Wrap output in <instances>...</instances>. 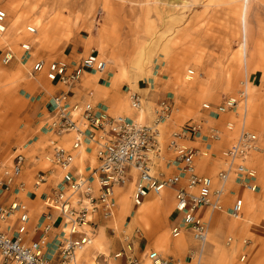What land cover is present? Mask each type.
Listing matches in <instances>:
<instances>
[{
    "label": "rangeland",
    "instance_id": "1",
    "mask_svg": "<svg viewBox=\"0 0 264 264\" xmlns=\"http://www.w3.org/2000/svg\"><path fill=\"white\" fill-rule=\"evenodd\" d=\"M127 1V6L121 8L115 7L120 0H0V9L8 13L5 25L11 29L5 39L0 38V54L3 53L4 57L10 50L14 58L17 61L21 60L20 64L23 65L26 64V61L24 62L26 58L31 59L32 63L38 60L51 64L56 61H68L70 58L67 57L77 50L76 48L73 51V46L79 43L85 44L87 53H95L106 62L117 55L119 64L126 69L130 80H134L135 75L139 73L143 75L139 81L157 77L162 81L165 89L163 97L168 96L167 100L172 101L174 107L172 119L165 125L172 122L171 124L179 127L189 120L207 121L208 126L225 131L222 144L225 143L226 149L237 139L243 128L256 135L260 150L250 156L248 165L256 170L259 191L251 193L239 186L238 193L246 195L241 220L214 212L219 214L220 218L218 217L213 225L210 221L214 213H207L205 220L209 223V236L205 244L207 255L204 256L206 258L203 259L205 262L202 264L206 262L207 264H264V0H249L247 4V36L245 28L242 29L239 21L244 0H179L180 5L187 3L186 9H180V16L183 19L181 18L180 24L172 26L173 30L166 34L167 38L161 36L166 31L165 28H161L160 25L151 28L152 26H148L145 17L140 13L134 17L130 14L132 11L130 7L135 6L143 10L153 6L151 4L157 3L158 0ZM163 1L168 2V0ZM159 5L161 3L156 6ZM106 7L114 8L117 12L110 16V12L104 11ZM151 20H155L153 14L150 23ZM13 26L15 27L12 28ZM28 26L37 29L34 38L28 33ZM37 37L43 39L42 44L34 41ZM165 39L170 40L172 44L167 55L162 56L157 50L160 43L166 42ZM144 43H147L144 47L151 46L148 51L155 59L154 65L148 64L146 60L139 61ZM243 44L246 45L245 51L242 48ZM24 45L31 46V49L25 50ZM100 47L103 48V53ZM32 63L25 69L29 71ZM105 74L109 77L115 74V69L110 63L107 64L106 72L98 75ZM40 75L49 81L47 72ZM188 75L192 80L185 82V77ZM9 84L6 83L5 86L9 87ZM121 86L120 99L125 103V112L117 115L130 117L126 114L134 110L130 105L128 93L130 91L138 94V90L127 80H123ZM6 88H0V94L5 93ZM241 91L247 92V98H240ZM21 98L22 95L17 90L14 103L17 110L16 129L13 130V138H10L16 143L13 144V148L8 147L0 152L2 158H7L15 149H24L23 146L27 143L20 140L21 126L24 124L22 123L24 107ZM230 98L238 100L239 107L235 110L219 112L218 108ZM156 104L157 102L146 105L143 101L142 109L145 114L141 122L150 124L154 121V112L159 105ZM2 105L3 100L0 97V112L3 111ZM204 105L211 106L219 116L215 120H209L205 117ZM244 107H247V112ZM175 119H178L179 124ZM230 123L234 125L232 131L226 128ZM5 130L3 131L7 133V128ZM2 133L0 130V141H2L0 149L7 143ZM8 144L10 146V141ZM70 146L68 144L66 147ZM202 160L212 162L210 157L200 159ZM220 161V165L214 167L208 175L216 177L224 170L222 159ZM205 166L206 163L202 164L203 169L206 168ZM30 175L32 179L33 174ZM234 180L233 177L228 189L232 183H235ZM228 199L227 197L225 201L226 206ZM120 214L119 211L117 220L110 224L116 230L115 242H110L112 245L123 243L122 249L128 250L131 244L133 249L135 247L137 255L143 257L138 253V244L134 245V240L136 242L143 235L151 243L147 253L155 250L164 257L186 260L188 264H200L199 254L202 245L194 240L190 231L182 233L188 239L187 246L178 241L177 250L178 252L184 250V256L179 257L172 250L176 238L172 237L171 227L167 225V209L153 211L152 217L147 222L136 224L131 229L127 226L134 214L127 221L128 215L121 217ZM149 223L153 225L158 223L160 231L149 234L146 231L149 229ZM134 232L140 236L136 238ZM230 238L233 242L228 246L227 242ZM96 240L100 242L99 245ZM219 246L222 251H224L222 248L228 250L230 260L221 258L222 252L217 248ZM91 249H95L97 253L89 255ZM99 254L110 260V264H115L110 254L104 250L99 237L95 238L89 249L79 253V260L81 263L88 261L91 264H98ZM244 254L247 258L242 262L241 257ZM191 258L192 262H190Z\"/></svg>",
    "mask_w": 264,
    "mask_h": 264
},
{
    "label": "built area",
    "instance_id": "2",
    "mask_svg": "<svg viewBox=\"0 0 264 264\" xmlns=\"http://www.w3.org/2000/svg\"><path fill=\"white\" fill-rule=\"evenodd\" d=\"M7 18V12L0 9V28L5 26ZM28 31L35 33L33 28ZM25 49L30 50L29 47ZM13 57L12 51L8 50L2 63L8 64ZM106 69L107 62L95 53L76 67L67 61L49 65L45 61L34 62L30 73L32 78L47 72L50 81L65 85L67 91L53 99L52 114L43 126V130L53 137L47 153L30 158L25 149H15L9 157L0 158V199H5L0 200V258L5 264H81L79 253L93 245L97 220L115 218L117 190L127 185L131 171L136 172L138 179L134 204L138 206L151 193L160 195L166 189L173 190L181 220L172 229V236L178 237L187 230L202 246L207 244L209 236V223L205 220L207 213L222 212L232 219L243 218L244 198L234 195L229 208L225 203L233 177L245 191H259L256 170L249 167L248 160L259 152L260 147L256 135L246 128L222 153L224 170L212 177L199 173L198 162L202 158H212L213 143L221 141L220 129L208 126L204 120H189L171 130L164 148V139L160 140L161 136L164 137L163 125L172 119L174 111L170 100L159 103L150 124L99 112L90 101H70L74 98L71 88L81 80L85 71L103 74ZM128 95L132 109L140 112L143 107L141 96L130 91ZM240 98H247V92L241 91ZM204 107L212 119L219 116L211 106ZM238 107V100L230 98L218 111ZM195 141L203 147L190 146ZM66 143L71 146L66 147ZM90 149L95 152L97 166L89 176L80 170L75 173L79 154ZM31 159L34 165L48 164L45 169L33 170L34 188L42 189L49 186L51 179L58 180L44 196L45 212L37 223H32L28 205L20 200L27 188L23 177ZM156 161L174 169L175 173L155 174ZM232 242L230 238L227 244ZM51 244L55 246L50 252ZM127 251L128 255L125 254ZM133 251L130 244L128 250L123 249L118 257L126 258V264H141ZM246 258L244 254L241 261ZM148 260L151 264H185L154 250L149 252Z\"/></svg>",
    "mask_w": 264,
    "mask_h": 264
},
{
    "label": "crops",
    "instance_id": "3",
    "mask_svg": "<svg viewBox=\"0 0 264 264\" xmlns=\"http://www.w3.org/2000/svg\"><path fill=\"white\" fill-rule=\"evenodd\" d=\"M76 48L77 50L75 52H72L71 56L67 57V59L70 58L67 62L73 67H76L77 65L81 64L84 61V59H86L88 56L92 54V52L87 53V46L85 44L83 45L81 43L75 44L73 46V51ZM2 57H3V53L0 54V88L1 89L6 88L7 87L5 86L6 83L8 84L10 83V84L9 87H7L8 90L6 88L5 93L0 94L1 100H3V105H2L3 111L0 112V130H2L3 138L5 137L4 140L5 142H7L5 146H3L0 149V152H2L3 149H6L8 147L9 149L13 148V144L16 143L14 140H11L10 138H13V130L16 129L17 110L14 103L17 96V90H19V93L22 95L21 102L24 107V114L22 119V123L24 124H22L21 126L22 139L20 140L27 141V143L23 147L25 149L27 156L29 155L28 157L33 158L37 155L42 156L43 154L47 153L46 149L49 145V142H51V140L53 139V137H51L49 134L46 133L45 130H43V126L47 122V119H49V117L52 114V104H54L53 99L65 93L67 91V87L58 82H53L50 80L48 81L40 74L37 77L32 78L30 73H31V68L35 61L32 63L31 59L28 60L27 58L24 59V62L26 61V64L23 65L20 64L21 60L17 61L13 57L12 60L5 65L4 63H2ZM31 63L32 65L30 70L29 71L26 70L25 67H28V65ZM98 74L99 73L85 71L81 76V80L76 85H74L73 88H71V92H73L74 98L70 99V101L72 103H74L75 101H80L81 103L86 101H91L99 112L103 111L112 116L117 114H122L125 111L122 108L120 109V105H122L123 103V101L120 99L121 98L120 95H122L120 92V90L122 89L121 84H119L117 88L111 89L112 86L110 82L112 77H109V75L107 74L105 75H98ZM162 84H163L162 81H160L158 77L156 79L155 78L150 80L148 79L146 81L144 80L137 81L138 94L141 96L145 104H149L148 102H150V104H155L156 102L157 104H159L160 102L165 101L169 98L168 96L163 97L165 89ZM129 116L132 119L135 120L138 119V113L135 111L131 112ZM209 116L210 115L208 114L209 120L210 119L215 120ZM175 120H176L175 122L178 123V119ZM171 123L172 122L166 124L164 127V142H165V144L163 145L164 148L166 147V143L168 142L169 133L171 132L170 130L177 127ZM5 128H7V133L4 132L6 131ZM9 141H10V146L8 144ZM1 142L2 141H0V144ZM62 142L65 143V141ZM222 143L223 140L213 143L212 148L210 150V152L213 153L211 160L212 162L204 161V160L198 162L199 172L201 174L208 175L213 171L214 167L220 165L219 162L221 163L220 160L222 159V153L226 150L225 143L224 144ZM67 145L68 143H66V146ZM190 146L193 147L195 146L199 148L203 147L197 141L190 143ZM10 155L11 154H9L8 157ZM0 158H2V156H0ZM204 163H206L205 166L206 168L203 169L202 164ZM96 166H97V158L95 156V152L93 149H90L87 150L86 152H82L79 154L78 162L74 168V172L77 173V171L80 170L81 172H84L86 176H89L92 170ZM47 167L48 164L45 162H42L39 165H34L33 159H31L29 169H27L24 172L23 179L26 181L27 188L25 194L21 195L20 200L28 205L30 209L32 223H37L41 218L43 212H45V208L43 205L44 196L49 192L50 186L56 185L58 180L56 178L51 179L49 186L43 187L42 189H36L33 186V177L31 179L30 174H33L32 172L35 168L45 169ZM159 172H164L165 175H170L175 173V170L172 168H166L161 161H156L154 167V173L157 174ZM137 180L138 179L136 172L131 171L127 185L122 189L117 190L118 210L115 218L113 220H103V219L97 220L98 227L95 238H98L100 233L104 231V236L100 238L101 244L103 245L104 250L108 254H110V258L111 260L114 261L115 264H126V258L122 256L118 257V255L121 254L123 251L122 249L123 243L116 242L117 243L116 246L110 243L111 241L115 242L114 236H116V230L113 227H111L110 224H113V222L117 220V217L119 216V211H121L120 200L127 193H129L130 195L131 212L127 214L128 217L126 221L128 220L129 217L131 218L132 214L135 215L138 206H136L133 202V194ZM229 190H230L229 191L230 195L228 196L229 199L227 201L228 208L231 206L233 202L234 195L240 194L242 196L241 197L239 195L241 198H246V195L244 193H238L240 191V188L235 183H232L229 186ZM156 197H161L164 199H166L167 197L169 200L167 202L168 204L167 225L171 227V235H172V229L176 227V225L181 220V216L178 214V211L176 210L175 207V193L173 190L166 189L160 195L151 193L149 194V197L143 199L142 201L143 203L154 202ZM0 200L5 201V199L3 198ZM216 213H222V212H216ZM152 214L153 211L149 213V219L150 217H152ZM222 214L227 215V213H222ZM212 216L213 219H211L210 222L211 224L215 225V223L217 222L216 219L218 217L220 218V215L214 213ZM60 231H61V227L59 228L58 232L60 233ZM184 232L187 233V230H184ZM134 236L138 238L140 234L137 235L134 232ZM53 238L51 239L52 241L54 240ZM137 240L136 242L134 240V245L138 244L139 247L138 253L140 255L142 254L143 257L137 255V251L135 247L133 252L135 256L139 259L140 263L145 264L146 261H149L148 253L150 251L147 253V248L151 245V243L150 240H148V238L146 237H143V235L141 236V238H138ZM174 245L176 247H174ZM54 246L55 244H51L49 246L48 251L51 252L52 250H54ZM177 246L178 243L174 242L172 250L175 251L177 256L183 257L185 253L184 250L182 252L180 251L178 252ZM94 253H97L95 249H91L89 251V255L90 254L93 255ZM125 254L128 255V252H125ZM111 256H114V258H112ZM97 262L98 264H110V260L105 258V256L102 254L98 255ZM183 262L186 263V260H184ZM0 264H5L1 258H0ZM81 264H91V263L85 261L84 263Z\"/></svg>",
    "mask_w": 264,
    "mask_h": 264
},
{
    "label": "bare ground",
    "instance_id": "4",
    "mask_svg": "<svg viewBox=\"0 0 264 264\" xmlns=\"http://www.w3.org/2000/svg\"><path fill=\"white\" fill-rule=\"evenodd\" d=\"M126 2H128V1L127 0H120V3L116 4L117 6H115V7L124 8V7L127 6ZM158 2L161 3V5H159L157 7L156 5L159 4ZM158 2L157 3L153 2V4H151L153 6L147 7L145 9H143V10H139V9L135 8V6L134 7H130V9L132 11H130V10L129 11H130V14H131L132 17L136 16L138 13H140L142 16H144L145 19L147 20V21L145 20V22H148L147 24H148V26H152L151 28H153L154 25L155 26L160 25L161 28H165L166 31H164L161 34V36H162V38H167L166 34H168L171 30H173L172 26L180 24L182 22L183 18L180 16V9H182V10L186 9V4L187 3L184 2L183 5H180L179 4V0H168V2H164L163 0H160V1L158 0ZM248 2H249V0H244L243 7H242V12L239 14L240 25H241L242 29H243V27L245 28L244 30H245L246 36H247V29L246 28H247V9H248L247 4H248ZM106 10H107L108 13L110 12V16L117 12L116 10H114V8H107L106 7V9L104 11H106ZM152 14L155 16V20H153V21L151 20V23H150L149 20H150ZM7 20H8V18H7ZM7 20H6V23H7ZM14 27L15 26H13L12 28H14ZM32 28L35 30L34 34H31L28 31V29H32ZM158 28H156V29H158ZM27 31H28L29 34H31V36H33L32 38H34V36L37 35V29L35 27L28 26ZM10 32H11V29L9 27H7L6 25L2 26L0 28V38L1 39H5L10 34ZM31 40H30V42H31ZM34 41L37 42V43H40V44L43 43V39L38 38V37L36 39H34ZM165 41L166 42H163V43L159 44L160 47H158V50H157V52H159L160 55H162V56H164V55L166 56L167 55L166 53H168V50L170 49V44H172V43H170V40H166L165 39ZM245 41H246V39H245ZM245 44L242 45L243 51H245V49H244L245 46H246ZM146 45H147V43H144L142 45L143 48H141V51H140L139 61L143 62L144 60H146V61H148L147 62L148 64L154 65L155 64V59L151 56V54L149 52L151 46L149 45L148 47H144ZM24 46H26L25 48L29 47L31 49V46H29V45H24ZM100 49H101V52L103 53V48L100 47ZM243 56H244V54H243ZM117 58H118L117 55H114L108 61L110 63V65H113V69H115V74L111 78V82H110L111 86H112L111 89L117 88L118 85L123 82V80H127L129 82V84H131L133 87L137 88V81L139 79H141L143 75L137 73L135 75L134 80L133 79L130 80L128 72L126 71V69L122 68V66L119 64ZM108 62H107V64H109ZM46 65H49V63L46 62ZM42 73H45V72H42ZM190 80H192L191 76L188 75V76L185 77V82H189ZM148 103L150 104V102H148ZM124 104L125 103L123 102L122 105H120V109L121 108L124 109L123 108ZM149 104H146V105H149ZM204 110L206 111L205 107H204ZM245 110L247 112V107L245 108ZM144 114H145V111L143 109H141L140 112L138 113V119L137 120L138 121H142L144 119ZM126 115L129 116L130 113H127ZM206 116H208V112L207 111L205 112V117ZM2 119H3V117H2ZM226 128H227L228 131H232L234 129L233 123L232 124L231 123L228 124L226 126ZM162 132L164 134V130H162ZM220 134H221V141H222L224 139L226 133H225V131H221ZM162 138L164 139V137L161 136V139H160L161 141H163ZM147 197H149V195ZM130 201L131 200H130L129 193L125 194V196L122 197V199L120 200V206H121V211H120L121 214H120V216L121 217H124V216H126L127 214H129L131 212V203H130ZM167 201H169L167 197H166V199L161 198V197H157L154 202H150V203L149 202L143 203V201L140 202V204L138 205V209L136 210L135 215L133 216L131 222L128 225V228L131 229L136 224L147 222L148 219H149V213L154 211V210H156V211L160 210V209L166 210L168 208ZM148 225H149V229H147L146 231H148L149 234H153L155 232L157 233V232L160 231V226H159L158 223H156V225H153V224L149 223ZM183 235L184 234L179 235L178 237H174V238H176V243L181 242L182 244L187 246L188 239L185 236H183ZM102 236H104V231H102L100 233L99 238H101ZM96 243H98V245L100 244V242L97 241V240H96ZM206 246L207 245L201 246V249H200L201 253L199 254V257H200V262L199 263L200 264H202V262H205L203 259H205L206 257H204V256L207 255V253H206V248L207 247ZM217 248H218L219 251L221 250L220 249L221 246H219ZM222 249L224 251L221 250V252H222L221 258L224 259V260H230L231 258L229 257L228 250L224 249V248H222ZM145 264H150V262L146 261ZM205 264H207V262Z\"/></svg>",
    "mask_w": 264,
    "mask_h": 264
}]
</instances>
